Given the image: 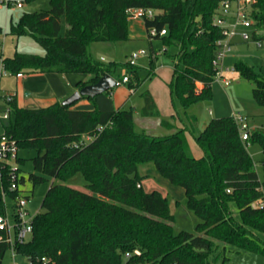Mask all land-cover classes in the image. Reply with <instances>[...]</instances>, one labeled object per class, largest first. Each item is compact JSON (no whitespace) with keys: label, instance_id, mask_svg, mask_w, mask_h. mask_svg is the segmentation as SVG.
Masks as SVG:
<instances>
[{"label":"trees","instance_id":"1","mask_svg":"<svg viewBox=\"0 0 264 264\" xmlns=\"http://www.w3.org/2000/svg\"><path fill=\"white\" fill-rule=\"evenodd\" d=\"M49 1L48 9L24 12L10 31L17 36L31 34L43 46V55L16 52L3 58L0 43V57L12 73L91 75L87 82L79 81L80 86L96 82L105 73L115 74L117 63L94 60L90 44L129 39V10L152 8L155 17L144 20L147 32L151 26L166 28L167 34L156 38L162 39L165 52L176 48L170 54L171 93L184 108L212 97L213 61L222 37L215 23L220 0ZM254 16L258 25H264V0H257ZM126 65L132 82L136 64ZM235 67L242 77L254 81V98L264 106V73L243 59ZM142 96L141 113L160 115L151 92L145 90ZM73 104L23 108L16 99L11 103L7 133L20 149L37 151L28 179L34 186L54 180L42 211L33 219L31 238L15 245L17 253L25 254L32 264H209L219 243L264 253V240L257 233L264 234V209L251 207L252 201L264 196V178L248 149L249 142H258L264 165L263 128L252 129L244 140L234 116L212 118L199 129L195 116L178 127L173 114L161 119L169 133L155 135L135 129L132 108L82 110L71 108ZM187 133L193 135L202 156L192 153ZM147 162L185 189L188 207L201 220L196 233H175L168 197L156 189L145 191L138 167ZM79 172L87 180L88 192L64 183ZM21 182H26L25 176ZM8 185L5 179L6 189ZM233 201L240 219L230 208ZM4 212L0 200V214ZM10 247L0 241V264Z\"/></svg>","mask_w":264,"mask_h":264},{"label":"rangeland","instance_id":"2","mask_svg":"<svg viewBox=\"0 0 264 264\" xmlns=\"http://www.w3.org/2000/svg\"><path fill=\"white\" fill-rule=\"evenodd\" d=\"M10 2V8L4 7L0 10V43L2 49V57H12L18 53H32L43 55L45 50L40 43L29 33L17 36L11 33V24L16 23L24 12H34L50 8L49 0H4ZM21 2L23 7H17V3ZM129 25L140 30L141 38L128 39L124 41L110 42L98 41L92 42L89 46V53L94 60L109 63L114 61L117 63L115 75L117 77L129 74V67L126 65L129 55L134 51L145 49L146 55L140 56L136 60L137 77L132 79L135 84L136 91L134 93V103L141 98V94L145 90L154 93L158 100L160 110L168 115L174 112L178 118L184 119L188 114H194L200 126L206 125L212 118L221 116H237L241 115L248 123L250 130L254 128L264 129V106L260 105L254 98L253 89L255 83L253 80L242 77L238 72L232 75V81L229 85L223 84L215 80L212 84V97L209 99H201L187 108H184L178 97L171 93L167 82L170 81L173 61L170 54L176 51V48L169 47L165 52V46L160 38L150 37L142 27L143 20L141 18H129ZM62 34L65 33L66 23L63 18ZM260 35L264 36V30L260 31ZM96 44V45H92ZM264 44V40H263ZM96 46V47H94ZM154 50L158 52L163 50L162 54L151 62L150 52ZM243 59L252 65L257 71L264 73V46L260 47L256 42H244L239 37L234 39L232 50L227 54L225 63L234 66L235 62ZM138 82V84H136ZM16 78L13 75L4 77L2 84L4 88H13ZM130 106V105H129ZM135 112V108H132ZM155 120L158 117H153ZM157 118V119H156ZM144 117L140 114L135 115V129L137 131H145L147 133H161L157 126H149L143 123ZM160 120V119H159ZM7 125L9 118L3 120ZM1 124V122H0ZM0 130L2 126L0 125ZM160 135V134H159ZM248 149L256 162V168L261 178H264V165L262 163L263 150L258 142L248 144ZM202 149L194 148V154L198 155ZM193 153V152H192ZM37 154L35 149H21L20 157L24 158L21 164L26 183L22 185L25 194L29 196L27 201V209L30 216L42 211V201L49 189L53 179L36 184L35 186L28 179L29 173L34 171L32 158ZM138 172L144 176L143 185L147 192L158 190L169 199L171 213L174 215L173 227L175 233L182 230L196 233V225L201 221L195 212L187 205L185 189L182 186L171 183L167 178L163 177L156 169L153 162H147L139 165ZM57 182L59 180H56ZM64 183L89 191L87 180L83 173L79 172L67 179ZM230 208L236 219H240L239 208L237 202L230 203ZM6 209L10 218V222L14 224L15 208L12 199H7ZM258 235L264 240V234L258 232ZM1 264H32L30 259L23 253H17L10 247L2 258ZM209 264H264V253L259 251H250L239 249L233 245H224L219 243L209 257Z\"/></svg>","mask_w":264,"mask_h":264},{"label":"built area","instance_id":"3","mask_svg":"<svg viewBox=\"0 0 264 264\" xmlns=\"http://www.w3.org/2000/svg\"><path fill=\"white\" fill-rule=\"evenodd\" d=\"M257 0H220L219 11L215 17V23L219 26L222 37L217 41L218 50L216 58L213 61L215 67V80L223 84L229 85L232 81V75L237 72L235 65L229 66L225 63L227 54L232 50L234 39L239 37L244 42H256L258 46L263 47L264 36L260 35V31L264 30V25H258L254 16V9ZM17 7H22L23 4L18 2ZM4 7L10 8V2L0 0V9ZM130 17L152 19L156 15V10L152 8H134L129 10ZM167 34V29L158 30L151 26L148 29L150 37ZM147 51L141 49L134 51L128 61L131 64H136V60L146 55ZM158 53L153 52L151 56H156ZM24 71L12 73L7 69L3 58L0 57V122L2 130H0V200L5 204V212L0 214V241L7 242L14 249L18 243L28 241L33 232V219L30 216V211L27 209L28 197L25 196L21 179L24 173L21 167L20 147L15 138L7 133L4 119L11 117V103L15 99L14 92H4L1 88L3 77L15 75L23 77ZM129 76L124 74L121 79L117 80V84L129 82ZM241 132L242 139L246 140L250 136V127L241 115L235 116ZM92 137H87L86 140H91ZM5 179L8 180V187H5ZM138 186H141L139 183ZM228 191H230L228 189ZM11 192L16 193L14 197ZM7 199H12L15 208L14 224L10 222V218L6 209ZM251 207L255 209H264V196L251 202ZM15 250V249H14ZM138 253V250H136ZM129 256V253H127ZM44 259V258H43Z\"/></svg>","mask_w":264,"mask_h":264},{"label":"crops","instance_id":"4","mask_svg":"<svg viewBox=\"0 0 264 264\" xmlns=\"http://www.w3.org/2000/svg\"><path fill=\"white\" fill-rule=\"evenodd\" d=\"M23 7V6H22ZM1 10V9H0ZM133 18V17H131ZM130 20V19H129ZM143 20V19H142ZM143 29L147 32V28L145 26V22L143 20L142 22ZM63 28V27H62ZM135 38H141V32L138 31L137 28L133 26V23H130V33H129V39H135ZM128 40V39H127ZM96 45V44H92ZM96 47V46H94ZM165 50V49H164ZM163 50H160L156 53H158L156 56H151L154 50L150 52V56L153 59H157L163 52ZM131 55V54H130ZM129 55V57H130ZM173 74V70H172ZM116 79H121L122 76L117 77L115 74H113ZM10 76V75H9ZM8 77V76H5ZM13 77L16 78V83L13 88H4L2 82H1V88L4 92H14L15 93V99L16 102L20 107L23 108H42V107H48L50 105H53L57 102H62L67 97L72 95L76 90L81 88L78 84L79 81L83 80L87 82L91 75L82 74V73H58V72H41V71H25V74L23 77H17L13 75ZM4 78V77H3ZM172 79V75L170 78V81ZM3 81V79H2ZM167 82V85L169 86V82ZM91 83V82H89ZM88 84V83H86ZM200 86V85H199ZM170 88V87H169ZM136 91V88L134 87V83L131 81L127 83H120L117 84L114 88L111 90L95 96V98H89V97H81L79 100L73 102L74 104L71 106L73 109H82V110H90L94 109L96 106L100 107L102 109H122V108H135L134 117L137 114H140L144 117L143 123L149 124V126H157V129L161 127L160 132L155 135H165L168 134L169 131L167 128H165L161 124L162 117H167L168 115L164 114L159 106H158V100L156 99L154 93L152 91L151 94L153 95L157 109L160 113V115H154V116H145L141 113V109L144 106V99L141 94V98L134 103V93ZM171 91V90H170ZM130 105V106H129ZM175 114L174 112L171 114ZM189 116H195L194 114H188L186 115L185 120L178 118L176 115V124L178 127H181L184 125V123L188 122ZM153 117H158L157 120H155ZM160 119V120H159ZM197 119V117H196ZM198 122V120H197ZM207 125V124H206ZM206 125L200 126L198 122L199 129H203ZM152 134V133H150ZM189 144L191 147V150L194 154V148L199 147L191 133H187ZM195 155V154H194ZM203 155V151L201 150L198 155H195L196 157H200ZM142 181V185H143ZM144 187V185H143Z\"/></svg>","mask_w":264,"mask_h":264},{"label":"water","instance_id":"5","mask_svg":"<svg viewBox=\"0 0 264 264\" xmlns=\"http://www.w3.org/2000/svg\"><path fill=\"white\" fill-rule=\"evenodd\" d=\"M116 85V77L111 73H105L96 82L88 83L76 90L72 95L63 100L62 103L71 104L84 96L95 97L111 90Z\"/></svg>","mask_w":264,"mask_h":264}]
</instances>
